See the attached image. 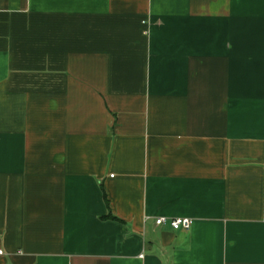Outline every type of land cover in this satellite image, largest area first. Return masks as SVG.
I'll return each instance as SVG.
<instances>
[{
	"label": "crops",
	"instance_id": "crops-1",
	"mask_svg": "<svg viewBox=\"0 0 264 264\" xmlns=\"http://www.w3.org/2000/svg\"><path fill=\"white\" fill-rule=\"evenodd\" d=\"M0 247L264 264V0H0Z\"/></svg>",
	"mask_w": 264,
	"mask_h": 264
},
{
	"label": "built area",
	"instance_id": "built-area-1",
	"mask_svg": "<svg viewBox=\"0 0 264 264\" xmlns=\"http://www.w3.org/2000/svg\"><path fill=\"white\" fill-rule=\"evenodd\" d=\"M194 221L191 218L188 217H177V218H168V217H159L156 219V224L157 225H165V224H170L174 229H191ZM4 251L0 247V254H3Z\"/></svg>",
	"mask_w": 264,
	"mask_h": 264
}]
</instances>
